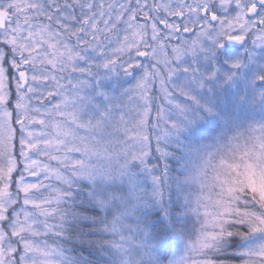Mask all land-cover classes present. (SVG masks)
<instances>
[{"label":"snow or ice","instance_id":"6c2138e0","mask_svg":"<svg viewBox=\"0 0 264 264\" xmlns=\"http://www.w3.org/2000/svg\"><path fill=\"white\" fill-rule=\"evenodd\" d=\"M0 264H264V0H0Z\"/></svg>","mask_w":264,"mask_h":264}]
</instances>
